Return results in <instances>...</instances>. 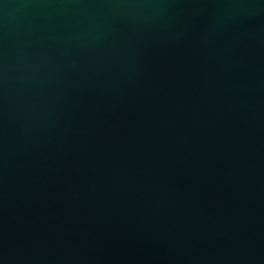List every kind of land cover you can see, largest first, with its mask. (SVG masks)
Masks as SVG:
<instances>
[{"label":"water","instance_id":"obj_1","mask_svg":"<svg viewBox=\"0 0 264 264\" xmlns=\"http://www.w3.org/2000/svg\"><path fill=\"white\" fill-rule=\"evenodd\" d=\"M0 264H264V0H0Z\"/></svg>","mask_w":264,"mask_h":264}]
</instances>
